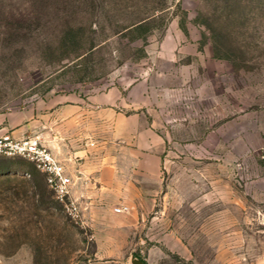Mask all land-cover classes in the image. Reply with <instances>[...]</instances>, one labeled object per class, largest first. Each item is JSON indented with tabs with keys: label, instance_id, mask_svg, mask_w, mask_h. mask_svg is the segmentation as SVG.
I'll return each instance as SVG.
<instances>
[{
	"label": "rangeland",
	"instance_id": "374dc122",
	"mask_svg": "<svg viewBox=\"0 0 264 264\" xmlns=\"http://www.w3.org/2000/svg\"><path fill=\"white\" fill-rule=\"evenodd\" d=\"M145 16L146 41L124 36ZM112 86L149 122L133 144L149 176L117 141L74 220L31 161L0 155V264H264V0H0V120Z\"/></svg>",
	"mask_w": 264,
	"mask_h": 264
},
{
	"label": "crops",
	"instance_id": "0c3cea01",
	"mask_svg": "<svg viewBox=\"0 0 264 264\" xmlns=\"http://www.w3.org/2000/svg\"><path fill=\"white\" fill-rule=\"evenodd\" d=\"M123 90L125 88L121 86H112L104 92L88 96L80 92L55 95L43 103L42 111L21 112L19 122L13 123L2 118L0 134L8 132L22 138L41 132L39 135L43 143L67 166L73 178L71 190L75 198L76 194L81 196L90 193V179L111 176L113 148L117 147L119 140L125 151L135 150L138 154L141 153L132 155L129 161L137 167L136 173L147 178L149 168L146 163L151 156L144 150L147 151L148 147L142 145L135 149L133 144L137 145L134 141L135 134L149 129V122L143 114H126L115 108L117 103L124 100ZM101 126L109 130L102 142L95 138ZM100 151L104 152L102 163H107L101 173L97 172L95 165L100 159L97 156ZM151 160L156 171L161 165V157L154 155ZM80 180L82 184L78 187Z\"/></svg>",
	"mask_w": 264,
	"mask_h": 264
},
{
	"label": "built area",
	"instance_id": "2783aa9c",
	"mask_svg": "<svg viewBox=\"0 0 264 264\" xmlns=\"http://www.w3.org/2000/svg\"><path fill=\"white\" fill-rule=\"evenodd\" d=\"M0 155L22 156L31 161L46 178V182L74 219L81 218L80 205L72 195L73 178L67 166L60 161L36 134L27 137H15L11 133L0 134ZM116 212L124 213L129 207H117Z\"/></svg>",
	"mask_w": 264,
	"mask_h": 264
},
{
	"label": "trees",
	"instance_id": "16d2710c",
	"mask_svg": "<svg viewBox=\"0 0 264 264\" xmlns=\"http://www.w3.org/2000/svg\"><path fill=\"white\" fill-rule=\"evenodd\" d=\"M153 16H145L141 18H137L133 21H131L127 26L124 27L125 32L124 36L128 37L132 41H137V40H147V36L151 31L153 30L152 22L154 21ZM181 26L183 28L185 27L184 22L181 23ZM101 47L100 43L94 42L90 45L88 48V54L84 55L82 58H85L88 55L94 54L98 49ZM141 53L138 55L139 57L145 56V50L142 48L140 49ZM82 56V54H79L78 57Z\"/></svg>",
	"mask_w": 264,
	"mask_h": 264
},
{
	"label": "water",
	"instance_id": "95a60500",
	"mask_svg": "<svg viewBox=\"0 0 264 264\" xmlns=\"http://www.w3.org/2000/svg\"><path fill=\"white\" fill-rule=\"evenodd\" d=\"M132 263L133 264H146L144 261H142L141 259H138L135 256L132 257Z\"/></svg>",
	"mask_w": 264,
	"mask_h": 264
}]
</instances>
